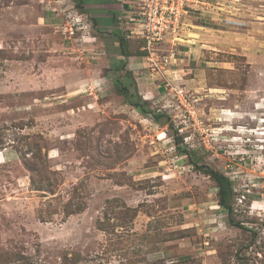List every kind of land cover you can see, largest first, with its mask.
Wrapping results in <instances>:
<instances>
[{
  "label": "rangeland",
  "instance_id": "1",
  "mask_svg": "<svg viewBox=\"0 0 264 264\" xmlns=\"http://www.w3.org/2000/svg\"><path fill=\"white\" fill-rule=\"evenodd\" d=\"M78 1L0 0V264H264V0Z\"/></svg>",
  "mask_w": 264,
  "mask_h": 264
},
{
  "label": "built area",
  "instance_id": "2",
  "mask_svg": "<svg viewBox=\"0 0 264 264\" xmlns=\"http://www.w3.org/2000/svg\"><path fill=\"white\" fill-rule=\"evenodd\" d=\"M205 0H123L121 17L127 29L142 40V49L150 50L163 42L178 40L190 7L203 5ZM192 8V9H193ZM129 27V28H128ZM182 90L177 94L182 95Z\"/></svg>",
  "mask_w": 264,
  "mask_h": 264
},
{
  "label": "crops",
  "instance_id": "3",
  "mask_svg": "<svg viewBox=\"0 0 264 264\" xmlns=\"http://www.w3.org/2000/svg\"><path fill=\"white\" fill-rule=\"evenodd\" d=\"M86 2L84 3L85 7L88 5L89 3V0H85ZM94 1H97V0H94ZM100 1L101 3H98V4H95L96 7H98L99 5H103L102 2H104L105 0H98ZM111 3L113 1H116V3H114L113 5H116L119 7V3L121 2V0H109ZM121 5L124 7L123 5V1L121 3ZM89 6V5H88ZM116 9V8H115ZM111 10L110 12L108 13H103V12H100V13H97L95 15H93V18L95 20V22H97V24L99 23L100 25H105L106 27H109V26H113L115 24H117L119 27L121 26V22L123 21H119V19H121V16H119L118 14H116V10ZM117 21V23H116ZM116 26V30H117V27Z\"/></svg>",
  "mask_w": 264,
  "mask_h": 264
},
{
  "label": "trees",
  "instance_id": "4",
  "mask_svg": "<svg viewBox=\"0 0 264 264\" xmlns=\"http://www.w3.org/2000/svg\"><path fill=\"white\" fill-rule=\"evenodd\" d=\"M81 5H84V3L86 2L85 0H79L78 1ZM124 5V4H123ZM122 20H124V19H122V17H121V19H119V21H122ZM116 23H117V21H116ZM117 33H118V35H120L121 37H120V40H119V47H120V50L122 51V54L124 55V56H128V55H126L125 54V52H123L124 51V47H125V41L123 40V33L121 32V28H119V27H117ZM122 34V35H121Z\"/></svg>",
  "mask_w": 264,
  "mask_h": 264
}]
</instances>
